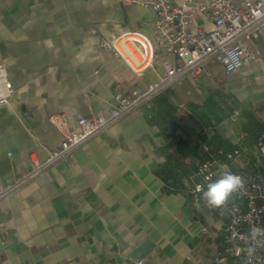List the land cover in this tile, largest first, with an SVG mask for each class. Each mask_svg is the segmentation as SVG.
Instances as JSON below:
<instances>
[{
  "label": "crops",
  "instance_id": "0c3cea01",
  "mask_svg": "<svg viewBox=\"0 0 264 264\" xmlns=\"http://www.w3.org/2000/svg\"><path fill=\"white\" fill-rule=\"evenodd\" d=\"M153 23L132 0H0V62L14 89L0 106V185L60 147L53 116L78 129L107 113L116 94L158 81L161 59L138 77L99 50L123 30L154 37ZM194 28L212 26L199 15ZM251 47L260 56L238 72L207 65L1 200L0 264H217L224 209L195 200L192 176L213 157V180L226 169L264 179V46Z\"/></svg>",
  "mask_w": 264,
  "mask_h": 264
},
{
  "label": "built area",
  "instance_id": "2783aa9c",
  "mask_svg": "<svg viewBox=\"0 0 264 264\" xmlns=\"http://www.w3.org/2000/svg\"><path fill=\"white\" fill-rule=\"evenodd\" d=\"M132 2L154 13V37L139 30H123L113 39L102 38L99 50L122 60L138 77L153 69L155 62L161 59L163 72L158 81L145 92L134 90L129 95L116 94L107 113L98 112L91 118L80 119L78 129H72L64 115L53 116L50 122L63 136L60 147L49 151L44 162L32 159V168L21 178L0 185V201L41 175L50 165L66 160L75 149L168 87L198 78L209 64L220 65L227 74L236 73L245 63L260 56V51L251 47L254 40L264 46V0H210L208 3L182 0L180 4L171 0ZM199 15L211 24L210 30L194 28ZM13 94L7 69L0 62V106L9 105ZM259 146L264 151V146ZM238 154L239 151H235L227 154V158L232 160ZM216 165L212 157L197 167L192 176L194 187L190 191L195 200L200 198L197 185L206 187L213 181ZM243 182L244 187L220 214L225 216L226 223L224 246L215 258L217 264L229 259L264 264V179H243ZM253 229L257 230L255 238L252 237ZM249 248L255 250L250 254Z\"/></svg>",
  "mask_w": 264,
  "mask_h": 264
},
{
  "label": "clouds",
  "instance_id": "9594fccd",
  "mask_svg": "<svg viewBox=\"0 0 264 264\" xmlns=\"http://www.w3.org/2000/svg\"><path fill=\"white\" fill-rule=\"evenodd\" d=\"M244 187L243 179L240 175L231 170H224L218 178L204 185H197L196 191L200 193V199L206 207L210 209H224L228 203ZM257 230H252V237L255 238ZM255 249L249 248L251 254Z\"/></svg>",
  "mask_w": 264,
  "mask_h": 264
}]
</instances>
